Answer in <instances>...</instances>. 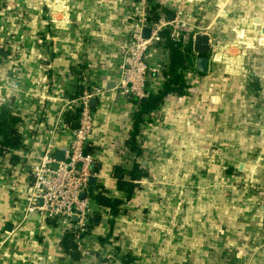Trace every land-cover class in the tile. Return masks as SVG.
<instances>
[{"label": "crops", "instance_id": "1", "mask_svg": "<svg viewBox=\"0 0 264 264\" xmlns=\"http://www.w3.org/2000/svg\"><path fill=\"white\" fill-rule=\"evenodd\" d=\"M137 1L0 0V108L21 118L23 136L0 157V264H122L124 252L131 264H264V0L155 1L171 18L180 4L229 57L204 73L195 57L184 94L145 118L137 142L147 176L116 217L95 204L81 236L91 257L62 246L72 219L40 222L26 212L35 156L67 146L65 103L90 86L107 90L90 106L99 175L90 198L100 185L124 198L115 166L131 164L121 150L134 105L116 84ZM147 62L148 88L159 89L168 55L152 49Z\"/></svg>", "mask_w": 264, "mask_h": 264}, {"label": "built area", "instance_id": "2", "mask_svg": "<svg viewBox=\"0 0 264 264\" xmlns=\"http://www.w3.org/2000/svg\"><path fill=\"white\" fill-rule=\"evenodd\" d=\"M155 1L159 2V0L137 1V11L133 12L131 29L127 43L122 47L121 61L118 66L117 90L136 100L143 99L149 90L147 83L148 53L152 49L160 53L165 50L162 32L165 30L172 41L179 42L189 29L194 28L189 25L180 4L172 8L173 17L170 19V15L154 6ZM146 27L149 28L150 34L147 39H143L142 31ZM197 34L208 36V62L223 63L226 57H229L215 36L205 29L200 32L195 31L191 35L193 59L197 56L193 48L194 37ZM165 53L168 55L166 51ZM193 72L194 64L184 72V79ZM74 93L73 89L70 92L71 98L65 106L69 111L78 110V118L77 124L68 128L69 141L62 149L63 159H57L50 146L35 156L34 163L30 166L32 180L26 193V212L28 214L37 213L40 222L46 219L70 222L72 219L73 223L69 224L72 225L69 231L73 233L74 250L87 258L91 256L81 236L89 230L95 214V204L90 198L89 179L99 178L97 172L91 167L95 164L96 156L87 151L94 126V114L89 100L104 97L107 90L101 86H90L76 96ZM121 153L123 163L132 161L133 155L126 146ZM124 166L125 164L122 165L123 168ZM37 200L41 203L38 204ZM1 245L2 243H0V249ZM105 264H111V261Z\"/></svg>", "mask_w": 264, "mask_h": 264}, {"label": "trees", "instance_id": "3", "mask_svg": "<svg viewBox=\"0 0 264 264\" xmlns=\"http://www.w3.org/2000/svg\"><path fill=\"white\" fill-rule=\"evenodd\" d=\"M156 17L155 14H153ZM191 35L186 33L184 38L177 42L169 38L168 33L162 32L163 48L168 54V62L161 70L163 77L162 86L156 90H148L143 99L136 100L129 97L134 104L131 115L132 129L124 141L125 146L133 155L129 168L115 166L116 189L124 194V198L113 197L102 185L98 191L91 196L92 202L100 209H108L114 218L121 213L123 204L128 201L140 188L139 181L147 176V170L140 165L139 156L142 150L137 142V136L141 131L145 118L163 104L170 94H184L187 87L184 79V72L193 64V53L191 51ZM154 74V73H152ZM85 88H79V93ZM78 94H74L76 96ZM78 110L69 111L65 115V121L71 122V126L77 124ZM21 118L8 105H2L0 108V157H3L10 151L22 145ZM17 156L11 155L9 162L14 164ZM30 169V168H29ZM119 173V176H117ZM96 187V186H95ZM92 188V186H90ZM95 205V207H96ZM94 221V220H92ZM111 223V222H110ZM73 233H67L62 241V246L71 252L75 248ZM122 264H131L135 259L130 252H124L119 256Z\"/></svg>", "mask_w": 264, "mask_h": 264}, {"label": "water", "instance_id": "4", "mask_svg": "<svg viewBox=\"0 0 264 264\" xmlns=\"http://www.w3.org/2000/svg\"><path fill=\"white\" fill-rule=\"evenodd\" d=\"M171 19V17H170ZM150 31L149 28H144L142 31V37L143 39H147L149 37ZM193 48L194 51L196 52L197 56L195 59V69L198 72H206L207 68H208V49H209V39L207 35L204 34H197L194 37V42H193ZM110 88V87H108ZM95 100L92 98L89 100V105L91 106L93 104ZM87 151H89V148L87 149ZM63 151L58 150L56 152V158L59 160L63 159ZM92 168L94 167V165L91 166ZM95 179L93 177H91L89 179V183L90 185H93ZM83 197V196H82ZM37 203L40 204L41 201L37 200ZM97 218V215L93 216V220H95ZM105 222V221H104ZM72 255H75V252L72 253Z\"/></svg>", "mask_w": 264, "mask_h": 264}, {"label": "rangeland", "instance_id": "5", "mask_svg": "<svg viewBox=\"0 0 264 264\" xmlns=\"http://www.w3.org/2000/svg\"><path fill=\"white\" fill-rule=\"evenodd\" d=\"M195 31H198V29H196L195 27L193 28V29H189L188 31H187V33H189V32H191V33H193V32H195ZM217 40V39H216ZM222 46H223V44H222ZM222 63V62H221ZM113 218V217H112Z\"/></svg>", "mask_w": 264, "mask_h": 264}]
</instances>
